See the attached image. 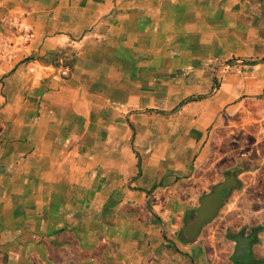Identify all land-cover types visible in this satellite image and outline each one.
I'll use <instances>...</instances> for the list:
<instances>
[{
  "label": "crops",
  "instance_id": "crops-1",
  "mask_svg": "<svg viewBox=\"0 0 264 264\" xmlns=\"http://www.w3.org/2000/svg\"><path fill=\"white\" fill-rule=\"evenodd\" d=\"M253 107L264 0H0V264H218L181 232Z\"/></svg>",
  "mask_w": 264,
  "mask_h": 264
},
{
  "label": "rangeland",
  "instance_id": "rangeland-1",
  "mask_svg": "<svg viewBox=\"0 0 264 264\" xmlns=\"http://www.w3.org/2000/svg\"><path fill=\"white\" fill-rule=\"evenodd\" d=\"M263 113V110L253 107L252 118L256 122L245 126L244 129L239 123L236 129H232L234 133L230 136L224 134L216 137L213 149L220 154L218 156L217 153L210 154L207 160L210 170L207 171L203 182L202 196L208 194L222 181L223 175L234 168H237L234 180L239 185L235 187L236 189L233 188L230 196L224 200L216 215L209 221V223L214 222L212 229H209L207 226L209 223H207L202 227L201 235L211 233L221 237L226 228L234 232V227L238 226L236 224L249 221L254 226L263 227L259 236L261 244H264V121L260 119ZM229 137L233 141L229 142ZM218 245L220 244L215 246ZM225 247L226 252L230 244H225ZM220 263L221 259L218 264Z\"/></svg>",
  "mask_w": 264,
  "mask_h": 264
},
{
  "label": "flooded vegetation",
  "instance_id": "flooded-vegetation-1",
  "mask_svg": "<svg viewBox=\"0 0 264 264\" xmlns=\"http://www.w3.org/2000/svg\"><path fill=\"white\" fill-rule=\"evenodd\" d=\"M235 170H237V168H234L231 171H229L228 173L224 174L223 177H222V181H224L225 179L230 178V177L235 179V177H234ZM222 181H220L219 183H221ZM238 185L239 184L237 182L236 188L238 187ZM212 189H211V191H212ZM233 190L234 189L226 190L220 195L221 196V201H220L219 207L222 205L224 200L230 196V194H231V192ZM218 209H217V211H218ZM217 211H216V213H217ZM193 213L195 214V212H192L188 216L187 221L184 224V227L186 225L190 224V220L194 217ZM216 213H215V215H216ZM211 220H209V221H211ZM209 221H207L204 225L209 223ZM204 225H202L198 229L196 235L192 239H188L187 237L183 236V229H184V227H183L182 232H181V235H182L183 239L186 238L187 240H194L196 237H198V235H201V229H202V227H204ZM236 225H238V226L234 227V230H235L234 232H232L229 228H226V231L221 236L222 244L225 245V244L229 243L230 244V248H229L228 251L222 252V254L220 255V259H221V263L220 264H264V244H261L260 236H259V234L261 233L263 227L254 226L249 221L240 222V223H238ZM236 236H240L244 240L245 239L247 240L246 241L247 248H246L245 254L242 257V260H238V259L233 257V253H234V250H235V247H236V243L234 241V237H236ZM222 244L218 245L217 247L222 246ZM261 245H262V247H261ZM260 248H262L261 251H260Z\"/></svg>",
  "mask_w": 264,
  "mask_h": 264
},
{
  "label": "water",
  "instance_id": "water-1",
  "mask_svg": "<svg viewBox=\"0 0 264 264\" xmlns=\"http://www.w3.org/2000/svg\"><path fill=\"white\" fill-rule=\"evenodd\" d=\"M236 185L237 183L232 177L227 178L216 185L210 193L201 197L194 217L190 220V224L186 225L183 229V236L187 237L188 239H192L196 235L198 229L207 221L211 220L215 215L220 205V195L226 190L235 188ZM234 241L236 243V247L233 253V257L238 260H242V257L246 252L247 240H244L240 236H236L234 237Z\"/></svg>",
  "mask_w": 264,
  "mask_h": 264
},
{
  "label": "built area",
  "instance_id": "built-area-1",
  "mask_svg": "<svg viewBox=\"0 0 264 264\" xmlns=\"http://www.w3.org/2000/svg\"><path fill=\"white\" fill-rule=\"evenodd\" d=\"M239 61H234V62H222V63H219L215 66H212L211 67V70L214 72V73H218V72H226V71H229L231 70L234 66H236L237 64L239 65Z\"/></svg>",
  "mask_w": 264,
  "mask_h": 264
}]
</instances>
